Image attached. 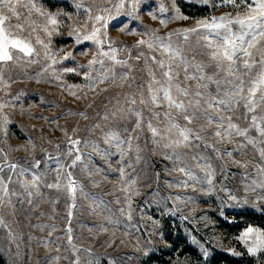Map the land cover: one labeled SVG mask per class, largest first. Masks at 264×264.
Returning a JSON list of instances; mask_svg holds the SVG:
<instances>
[{"label": "rangeland", "instance_id": "rangeland-1", "mask_svg": "<svg viewBox=\"0 0 264 264\" xmlns=\"http://www.w3.org/2000/svg\"><path fill=\"white\" fill-rule=\"evenodd\" d=\"M35 2L46 13L58 14L61 21L59 34L47 37L39 28L44 17L34 11L31 20L35 21L37 30L32 32L27 19L28 9L23 7L19 9L22 13L20 19L13 17L10 22L24 25L20 35L29 38L38 51L43 50L35 44L37 36L45 42L50 39L51 51L56 53L58 61L71 53L72 58L55 67L58 73L64 68H77L79 74L62 73L61 79L56 80L50 75V70L42 72L45 66L43 56L37 58L39 63L31 64L26 58H20L2 66L0 104L5 106L0 109V164L4 163V154H7L9 163H17L28 171L23 176L19 175V169L10 173L5 168L0 173L5 180L12 175V182L8 183L9 195L0 205V216L15 237L10 240L8 230L0 227V264H72L76 255L80 257L81 264H89V261L91 264H226L222 258L211 262L217 253L240 259L244 264H264V254L248 255L244 244L237 239L248 226L264 229L259 225L264 224V189L255 187L253 190L250 187L254 180H260L256 166L264 164L258 151L264 148V144L253 146L238 136L232 137L231 143L217 142L213 135L215 129L206 127V120L198 117L189 127L202 136L204 142L198 147L193 142L191 148L177 149L174 153L164 147L166 140L154 142L144 122L136 129L135 117L129 111L130 108L143 110L145 120L164 126L153 118L150 106L139 103L141 99L148 98L150 71L157 79L162 78L161 69L150 59L146 64L145 57H162L159 50L149 52L143 45L134 47L138 40L147 39L145 34L153 31L166 37L168 33L192 28L198 21L213 16L226 13L235 16L237 12L244 11L243 6L234 8L221 0H208L207 3L203 0H142L137 6L139 19L120 17L128 24L127 30L122 31L111 21L106 30L101 28L102 38L106 31L107 39L117 42L118 58L128 60L131 66L128 71L116 65L115 73L119 75L128 71L129 78L114 82L109 79L92 90L84 73L94 69L98 71L99 66L92 69L78 66L88 65L97 53V46L82 39L77 43L75 30H80L81 38L89 34L93 25L89 16L107 17L108 13L103 10L111 9L117 0ZM77 2H81L83 7L77 8ZM161 6L166 11L161 12ZM86 9H91V12ZM178 15L187 19L174 18ZM161 20L167 23L161 24ZM96 27H101V24H96ZM172 40L175 45L187 49L188 45L181 38L173 36ZM188 44L195 46L196 35L190 37ZM104 49L108 50L107 44ZM141 52L144 56L137 59ZM192 54L189 52L190 56ZM195 57L196 62L209 64L203 49L197 48ZM104 59L105 68L113 66L111 61ZM215 71L214 66L206 68L208 74ZM184 75L181 71V80ZM187 84L196 87L194 80L187 81ZM210 90L214 92L215 86H210ZM130 98H135L137 104L130 105ZM165 110L163 107L155 109L161 113ZM244 111L239 107L231 114L233 122L241 127L248 125ZM80 113H84L87 119ZM5 115L10 121L8 124L3 123ZM176 120L181 125L185 124L178 116ZM112 132L118 133L121 140L129 134L133 137V151L126 157L130 166L123 165L127 173L124 180L118 171H113L121 167L116 141L105 143L106 134ZM251 134L257 136L255 131ZM69 137L81 141L78 147L83 155V162L72 168L68 165L74 155H66L71 147ZM205 143L219 149V156L213 147H205ZM241 143L247 146L239 148ZM137 145L138 153L135 151ZM122 147L127 148V145ZM229 151L233 153L231 157L227 155ZM177 154L181 162L174 159ZM233 160L247 162V169L232 163ZM36 161H40L38 168L33 167ZM205 163H210L214 170L211 185L206 182L205 172L200 167ZM61 164L64 165L62 169ZM181 167L190 170L197 179L181 173ZM58 171L62 186L67 184V173L71 172V178L82 184L84 193L88 194L77 192L71 217L68 211L72 201L66 190L62 187L57 191L45 186L56 182ZM33 174L41 177L40 195L31 188L33 196L29 197L20 181H30ZM133 179L135 184L125 191L129 187L125 181ZM230 195L236 200H231ZM93 196L97 198L95 204ZM128 196H131L130 207ZM29 199L32 203H28ZM121 209L125 211L121 212ZM250 213H255L261 223H254ZM69 226L72 245L80 250L75 253L68 242ZM228 249H235L242 255H232ZM205 250L209 253L207 257L203 255ZM56 256L61 259L54 261L52 258Z\"/></svg>", "mask_w": 264, "mask_h": 264}, {"label": "snow or ice", "instance_id": "snow-or-ice-1", "mask_svg": "<svg viewBox=\"0 0 264 264\" xmlns=\"http://www.w3.org/2000/svg\"><path fill=\"white\" fill-rule=\"evenodd\" d=\"M142 0H117L111 9H104L103 11L108 13V16L95 15L89 16V19L93 21L92 31L89 34L83 35L82 38L79 34L80 30L76 29L77 43L84 41H92L97 46V53L93 58L88 61V65H79L78 67H87L92 69L93 66L98 65L99 70H93L91 72L86 71L84 76L91 83L89 87L95 90L99 84L111 79L113 82L116 79L127 80L129 78L128 71L131 70V66L128 64V60L119 59L117 56L118 49L115 47L116 41L107 39V32L101 34V28L105 30L108 27L109 21L113 22L114 26L120 27L122 31L128 29V24L121 20L120 17H129L132 20H137L139 17L136 15L137 6ZM207 3L208 0H203ZM224 4H230L234 8H240L243 6V12H237L235 16L231 13H226L219 17L213 16L204 20L198 21L196 26L192 28L178 29L175 32L168 33L167 36H159L155 31L146 33L147 39L141 38L136 42L134 47L139 48L141 45L145 46L149 52H155L159 50L161 59H157L155 55L145 57V63L150 59L153 64L157 65L161 69V77L157 79L154 72L149 73L151 80L147 85L148 98L147 100L141 99L139 103L150 106L152 116L158 122L164 124L163 127H159L157 124H153L152 120H145L143 110H137L130 108L129 111L135 117L136 129L141 127V123L144 122L151 132L155 143H159L162 140L167 142L164 144L165 148L172 149L175 153L177 149L191 148L193 142H196L198 147L200 143L204 142V138L200 136L193 128L189 127L193 123V120L198 117H203L206 120V127H213L215 129L213 135L217 138V142L227 141L232 142L231 138L234 136L242 137L247 144L256 146L257 144H264V0H221ZM23 7L28 9L27 19L30 23L32 32H36L37 27L35 21L31 20L33 11L40 16L44 17V23L39 26L40 30L46 34L47 37H51L53 34H59L61 21L58 19V14L46 13L42 8L37 7L35 0H0V82L3 80L2 66L8 62L14 61V59L26 58L28 63H39V57L43 56L45 66L42 72H49L50 75L60 80L62 73L75 72L79 74L77 68H64L62 72L58 73L57 64L62 63L63 60L72 58L71 53L67 54L58 61L55 56L56 53L51 51L50 39L48 42L36 37L35 44L39 45L43 50L38 51L32 41L20 35L24 31V25L17 23L12 24L10 21L13 17L17 20L20 19L22 13L19 9ZM77 8H82L81 2L76 3ZM91 12V9H86ZM161 12L166 9L161 6ZM179 11L178 9L176 10ZM115 12V15H113ZM155 18V17H154ZM174 18L187 19L184 16H176ZM101 24V27H96V24ZM161 24H166L167 21L161 20ZM86 27V26H85ZM73 33H69L72 35ZM196 35L195 46L189 45L190 37ZM176 36L181 38L185 45H188L187 49L179 45H175L172 37ZM108 45V50L104 49V45ZM203 49L209 60V64L203 62H196L195 52L196 49ZM14 52L17 54L14 56ZM189 52L193 53L191 56ZM86 55L87 53H83ZM144 56L141 52L140 57ZM112 62V67L105 68V59ZM116 65L122 68H127L128 71L122 72L117 75L114 71ZM214 66L216 71L212 74L206 72V68ZM184 72L183 80L180 79V72ZM42 73H38L41 75ZM196 81V87L193 88L187 84V81ZM214 85V92L210 90V86ZM103 90V89H102ZM72 95H75L73 92ZM130 105H136L135 98L129 99ZM5 105L0 104V109ZM165 108L164 112L155 111L157 108ZM239 107L244 108V119L248 122L247 127H241L239 124L233 122V115ZM175 114V115H173ZM82 117L87 119L84 113H80ZM180 117L185 121V124L181 125L177 122L176 117ZM107 119V116L104 117ZM163 118V119H161ZM3 123L8 124L10 121L7 116L3 117ZM203 127V126H202ZM135 131V129H133ZM255 131L257 136H253L251 133ZM67 134V133H66ZM138 139V137H136ZM133 137L129 134L124 140H121L118 133H108L105 137V143L111 144L116 141L115 147L120 155L118 163L121 167L113 169L118 171L122 180L127 175L126 169L123 165L130 166V161L126 157L133 151L132 146ZM81 143L79 139H72L69 137V144L71 147L66 153L67 156L74 158L69 168L75 167L77 163L83 162V155L80 153L78 145ZM247 144L241 143L239 148L246 147ZM127 145V148L122 147ZM205 147H213V150L219 156V149L214 145L204 144ZM59 147V146H57ZM95 150V146H94ZM135 151L139 152V146L135 147ZM261 160L264 161V148L258 149ZM2 153V150H0ZM227 155L231 157L232 152H227ZM172 158V157H169ZM139 160V155L136 156ZM177 162H181L180 156L177 154L174 156ZM193 159H203L193 157ZM232 163L239 167L247 169L248 163L233 160ZM40 161H36L33 167H39ZM87 169V165H84ZM111 167V166H109ZM201 170L205 172L206 182L211 185L214 170L210 163H205L200 166ZM7 168L10 173L16 172L19 169V175L23 176L28 169L17 163H9L7 154H4V163L0 164V173ZM60 168H64V165H60ZM181 173H185L191 179H197L190 170L184 167L179 169ZM257 174L260 176L259 182L253 181L250 187L255 190V187L264 189V164L256 166ZM69 177L66 185H61L59 179V171L57 173V180L55 183H49L45 186L49 189H56L59 191L62 187L66 190L70 200L72 201L69 206L68 215L71 217L72 208H75L77 192L81 195H88L84 193L83 185L78 181L72 179L71 172L67 173ZM12 182V175L7 177V180L3 176H0V205L6 202V197L9 195L8 183ZM41 177L33 174L32 179L21 180L20 183L27 191L29 197L33 196V192L29 189L35 188L36 195L39 193V183ZM128 184V188L124 189L129 191L135 184V180L125 181ZM138 194V193H137ZM235 201L236 197H229ZM96 197L93 196V203H96ZM127 202L131 204V196L126 197ZM10 203V201H8ZM56 201H53L55 203ZM28 203H32L29 199ZM100 203H103L101 201ZM119 203V200H117ZM227 207V205H225ZM121 209V212H124ZM221 215L224 213L221 211ZM131 216L129 215V219ZM0 227L8 230L9 239H15L11 228L6 223L3 216H0ZM107 231V229H102ZM68 242L72 245L71 228L67 229ZM51 236V232L49 233ZM241 241L247 251V254L253 257L264 254V229H260L253 226H248L237 238ZM73 252L80 251L74 245H72ZM85 251H89L85 249ZM228 251L235 256H240L242 253L237 252L235 249H228ZM203 255L207 257L208 251L205 250ZM54 261H59L61 257L56 256L52 258ZM64 259H67L65 257ZM72 264H81L80 257L75 256ZM91 264V261H89Z\"/></svg>", "mask_w": 264, "mask_h": 264}, {"label": "trees", "instance_id": "trees-1", "mask_svg": "<svg viewBox=\"0 0 264 264\" xmlns=\"http://www.w3.org/2000/svg\"><path fill=\"white\" fill-rule=\"evenodd\" d=\"M185 12H187L186 8L184 7L183 8ZM251 215V220L254 222V223H261L259 219H257V215L255 213H250ZM256 219V220H255ZM261 225L262 227H264V224H259ZM190 249V248H189ZM190 251L195 254L194 250H191ZM196 251V250H195ZM216 258H222L226 264H244L240 259H235V258H229L227 255H224V254H220V253H217L214 255V258L212 259L211 262H216L217 259Z\"/></svg>", "mask_w": 264, "mask_h": 264}]
</instances>
